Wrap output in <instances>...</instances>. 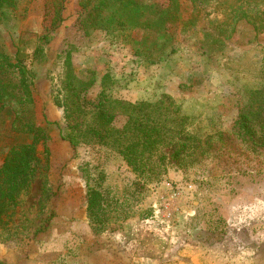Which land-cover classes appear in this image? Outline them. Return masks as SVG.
<instances>
[{
    "label": "rangeland",
    "instance_id": "1",
    "mask_svg": "<svg viewBox=\"0 0 264 264\" xmlns=\"http://www.w3.org/2000/svg\"><path fill=\"white\" fill-rule=\"evenodd\" d=\"M238 1L206 2L194 11L189 1L179 0L174 20L148 35L140 29L85 30L86 15L78 0H66L63 21L51 30L50 0H23L16 9L0 11V45L8 54L25 58L32 55L39 37L49 35V42L43 44L44 56L33 70L34 113L39 126L47 122L48 107L55 106L53 98L69 54L77 73H90L96 79L87 94L88 108L95 104L107 75V94L129 102L154 101L166 95L188 117V129L204 136L228 130L246 93L264 90V31L258 33L242 21L233 29L220 27L227 30L228 39L212 42L215 25L230 20V10ZM140 2L162 9L170 6L169 0ZM145 36L157 38L155 48L164 46L166 60L159 62L154 54V63L146 61L139 45ZM150 46L153 49L152 42ZM58 111L53 117L47 115L59 118L61 125L62 109ZM9 114L6 108L0 109V165L3 151L13 140ZM124 124L123 117L116 119V127ZM48 136L47 154L40 144L27 189L18 197L13 212L0 222V264H24L38 255L60 264L61 257L100 246L99 242L90 246L84 240L86 224L90 226L81 172L85 165L102 170V188L114 212L106 221L109 229L93 235L129 237L146 249L155 246L162 255L186 249L227 258L229 263L238 257H256L258 264L263 263L262 165L214 153L182 165L168 164L164 175L143 184L116 153L100 146L71 147L55 127ZM65 172L69 174L67 184ZM78 183L82 188L77 197L79 207L69 211L64 205L57 211L62 201L59 188ZM61 217L64 223L55 222ZM72 223L77 226L73 228Z\"/></svg>",
    "mask_w": 264,
    "mask_h": 264
},
{
    "label": "trees",
    "instance_id": "2",
    "mask_svg": "<svg viewBox=\"0 0 264 264\" xmlns=\"http://www.w3.org/2000/svg\"><path fill=\"white\" fill-rule=\"evenodd\" d=\"M23 0H0V11L16 9ZM179 0H169L165 9L146 5L140 0H78L85 13L84 29L114 32L120 30L158 31L165 23L172 22ZM189 1L194 11L205 3L218 0ZM53 5L51 30L63 21L62 11L66 0H50ZM230 20L215 25V42L228 39L227 30L245 21L254 31H264V0H239L230 10ZM218 30V31H217ZM211 37V36H209ZM32 55L19 58L8 54L0 45V109L9 112V133L12 142L3 151L0 165V222L13 212L20 194L27 189L35 171L37 147L42 144L47 154L51 127L59 129L60 138L71 147L79 145L100 146L119 155L128 168L143 184L155 180L166 172L168 164L182 165L188 160L196 161L204 156L220 153L222 156L241 158L240 162L260 164L264 168V90L246 93L245 101L238 105L235 120L226 131L209 135H195L188 129V117L180 105L166 95L157 100L129 102L106 93L102 78L101 91L92 107L88 108L87 94L96 79L90 73H77L66 55L63 79L56 91L54 105L63 112L62 124L46 122L39 126L34 113V66L43 58V44L49 35L39 37ZM148 41V42H147ZM157 38L147 36L139 44L144 49L146 61L154 63V54L164 57V46L156 49ZM153 44L151 49L150 43ZM42 43V44H41ZM123 117L125 124L116 127V119ZM237 160V159H236ZM91 168V169H90ZM87 191V218L95 235L109 229L106 221L113 209L103 189L104 174L99 167L85 165L82 168ZM127 215L123 217V220Z\"/></svg>",
    "mask_w": 264,
    "mask_h": 264
},
{
    "label": "crops",
    "instance_id": "3",
    "mask_svg": "<svg viewBox=\"0 0 264 264\" xmlns=\"http://www.w3.org/2000/svg\"><path fill=\"white\" fill-rule=\"evenodd\" d=\"M60 108L53 105L48 107L46 113L48 122H57L60 120L49 118L47 114L53 117L54 114H58ZM56 112V113H54ZM63 116V112L62 115ZM55 118V117H54ZM57 118V117H56ZM69 174L68 172L63 173L65 177V183ZM81 180V179H80ZM81 184H77L72 187H60L58 194L60 200H62L58 206L57 211L63 210L64 205L68 207L69 211L78 208L80 202L77 197L80 195L82 188ZM59 202V201H58ZM75 211L73 212V214ZM55 222L64 223L63 218L55 220ZM71 225V224H70ZM73 228L77 226L72 223ZM87 233L84 234L85 243L91 244L99 242L97 248L91 249V247H84L79 249L78 253L73 256H68L66 259H60V264H177L176 261H180V264H258L257 258L255 257H238L234 258L231 263L227 261V258H216L215 255L211 256L209 253L192 251V250H181L180 252H168L166 255L156 250L155 246L151 249H146L145 245L138 243L135 240L127 238L110 237L106 235L95 236L92 234L90 226L86 224ZM74 230V229H73ZM143 245V246H142ZM151 250V251H150ZM264 264V260L262 261ZM24 264H57L55 261L42 260L40 256H31Z\"/></svg>",
    "mask_w": 264,
    "mask_h": 264
}]
</instances>
